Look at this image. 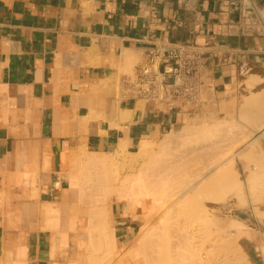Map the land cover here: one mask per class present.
Segmentation results:
<instances>
[{"label": "crops", "instance_id": "obj_1", "mask_svg": "<svg viewBox=\"0 0 264 264\" xmlns=\"http://www.w3.org/2000/svg\"><path fill=\"white\" fill-rule=\"evenodd\" d=\"M263 2L0 0V264L10 252L17 258L21 246L28 264H52L67 231L68 247H78L87 216L70 227L77 208L65 169L71 154L121 146L135 152L186 115L179 100L170 105L123 89L125 70L134 73L138 65L134 58L191 45L201 54L203 88L212 100L233 95L243 65L256 68L263 84ZM19 209L23 235L11 225L20 224ZM126 210L124 202L113 204L118 247L142 226ZM263 244V235L253 243L256 264H264Z\"/></svg>", "mask_w": 264, "mask_h": 264}, {"label": "bare ground", "instance_id": "obj_2", "mask_svg": "<svg viewBox=\"0 0 264 264\" xmlns=\"http://www.w3.org/2000/svg\"><path fill=\"white\" fill-rule=\"evenodd\" d=\"M247 73L249 72L247 71ZM243 74L246 75L245 72ZM248 76L250 75L248 74ZM252 101L253 98L246 99L240 110L247 113ZM226 117L229 122L235 121L233 112L227 114ZM219 121L215 123L206 122L201 126L184 123L166 133V137H163L164 139L157 146L158 148L154 147V139L145 138L141 141L136 155L133 154L135 158L130 163L123 157L129 152L125 146H121L112 153L89 152L87 149L77 152L75 158L83 166L100 169L96 177L99 184L97 186L98 198L106 199L111 193L109 187L116 184L114 190L117 191V201L126 204L127 214L147 217L150 215L148 212L152 211L151 209L155 206L167 207L166 214L160 220V225L143 233L136 245L126 253L125 264L141 257H143L145 264H167L166 255L174 251L177 252L178 264H252L250 256L239 244V239L242 236L251 235V230L245 219L242 217H235L230 221L221 219L215 213H211V210L209 211L202 203L207 198L214 197L226 189H234L242 203L248 201V194H250L254 205L259 200L264 201V152L260 154L256 152L264 133L254 137L248 142V146L240 150L239 153L234 149L228 151L231 148L226 147L228 145L227 140L234 139L238 130L247 131L249 125L247 123L235 125L229 123L224 130L222 129L224 132L220 131V136H223L221 138L222 136L220 137L216 132L222 123L227 122L224 119ZM263 126L264 120L256 123L255 128L260 129ZM209 138L212 141H209ZM181 143L188 147L186 152L182 154L177 152V146ZM193 153H207L209 155L200 164L186 166L187 158H190L189 156ZM108 155L113 157L109 158ZM236 156H247V158L255 160L254 167L247 165L248 174L245 180L240 177V173L236 169ZM145 160L147 161L145 168L150 171L143 173L145 168L142 166L143 169L139 168V170L142 169V172L136 173H140L139 176L134 179L130 178L129 182L123 179L121 181V177L115 170L118 167L116 165L120 164L116 163L123 165L128 163L133 167L137 162L141 163ZM188 166L191 170L185 175L182 172L185 171L184 169L187 170ZM72 185L73 190L79 193L80 199H83L87 192L86 180H81L80 177L75 176ZM111 203L108 204L107 202V204L103 203L101 206H96L92 208L91 212L79 207V209L72 210L70 227L74 229L78 215L81 213L87 216L84 235L78 237V243L83 249L86 248L90 251L87 259L88 264H102L111 249L118 247L116 228L111 222L113 212ZM183 205H191V213L201 219L205 228L208 223L215 224L220 228H217L219 230H217L218 234L216 233L219 236L210 242H214L212 244L215 247L218 242L221 246L225 244L226 248L223 253L217 252L216 254L220 248L214 251L215 247L211 246L207 240L201 242L196 240L205 228L190 227L181 221L177 209ZM253 208L256 214L264 218V207L256 205ZM56 220L58 221L59 218ZM69 233V231L65 232L61 240L62 243L68 244ZM174 233H178L180 238L178 241L173 239ZM232 233L234 237L233 235L230 236ZM97 248L99 252H95ZM262 251L264 253V244ZM12 253L8 254L9 260L6 258L4 264L29 263L26 246L18 248L17 258H10ZM78 254V257L71 258L67 264H78L75 259L80 258L81 251ZM51 256L52 264H63L58 261L56 249L52 250Z\"/></svg>", "mask_w": 264, "mask_h": 264}, {"label": "rangeland", "instance_id": "obj_3", "mask_svg": "<svg viewBox=\"0 0 264 264\" xmlns=\"http://www.w3.org/2000/svg\"><path fill=\"white\" fill-rule=\"evenodd\" d=\"M142 60H143V58H137L136 57L133 59L132 64L133 65L138 64ZM244 68H246V69L244 70ZM247 71L249 73L246 74ZM125 72H127L129 74H133L132 69H127V70H125ZM240 72L241 73L245 72V74L247 76L246 75L244 76V74L243 73L241 74ZM256 72H257V69L251 68L249 65H245L243 67V69L242 68L239 69V73L236 77V89H234L233 95H230L227 98L222 99L221 101L215 100V99L212 100L211 98H209L207 91L203 90L204 102L202 103V105L199 108H196L194 110H188L186 112V115L180 121V123L175 125L171 130L175 129L176 127H178L184 123H189V124L192 123V125L201 126L203 123H206V122L207 123H215V122H218L219 120L224 119V121L227 123H224V124L222 123L221 124L222 126L220 127V129L217 130V132H216V134L217 135L219 134V136H220V133L224 132L223 130L226 128V126L229 125V123L234 124V125L247 123L249 125L248 129H247L248 133H247V131L238 130L236 133V136H238V137L235 136L234 139H232V140L230 139L231 143H230V140H227L228 145L226 147L228 149L231 148L228 151L234 149V151L239 153L240 150H242L248 146L249 141H251L254 137L264 133V126L260 129L255 128L256 123L264 120V89L261 92H257L258 90L261 89V87L264 86V83L258 84V82H260L262 79H261V75L256 74ZM248 74L250 76H248ZM248 98H253V101H252V104L250 105L249 110H247V113H248L247 114L246 112H242L240 109L242 108L243 103ZM234 111H235V114H234ZM231 112H233V115H235V121L229 122L226 120L229 115L227 117H226V115L231 113ZM242 115H244V116H242ZM163 137H166V133L155 138L154 139L155 141L153 140L155 148H158L157 146H159V144L163 141V139H164ZM221 138H223V136ZM213 139H215V138H213ZM217 139H219V138H217ZM215 140H213V141H215ZM234 140H235V142H234ZM209 141H212L211 138H209ZM187 148L188 147L186 145L181 143V144H179V146H177V152L182 154V153L186 152ZM137 151L138 150H136L135 152L126 153L127 155L125 154V156H123L124 159L126 158L127 162L129 161L128 163H130L135 158V157H133V154L137 153ZM256 152H257V154L264 152V134H263V137L260 141V145L256 149ZM76 154L77 153H73L70 155V157L68 158V161H67V164H68L67 168H65L67 170V173H68V179H69L68 185L71 187V189H74V187L72 185L73 177H75V176L80 177L81 180L82 179L86 180L87 192L85 194V197L83 199H80V195L76 191L75 194L77 195V201L70 200L71 205L78 203L77 208L78 207L80 209L83 208V209H86L88 212H91L92 208H95L96 206H101V205H103V203L107 204V202H108V204H110L112 202L111 205H113L115 202H118L117 201L118 200L117 199V191L114 190V187L116 184L115 185L112 184L109 187L111 193H109V195L106 197V199L103 197H101V199L98 198L97 186L99 184L97 183L96 177L99 174L100 169L95 168V167H88L86 165L83 166L81 163H79L76 160V158H75ZM208 155L209 154H207V153H204V154L193 153L191 156H189L190 158H187L186 166L187 165L193 166V164L194 165L200 164L207 158ZM107 157L112 158L113 156L108 155ZM236 158H237L236 164H235L236 169L240 173V177H242L245 180L246 176L248 174L246 167H247V165L254 167L255 166V160L254 159L251 160V159L247 158V156H242V157L236 156ZM143 162H141V163L137 162L133 167L130 166V164H128V163L125 165H123L122 163H116V164H120V165H116V166H118L117 168L119 170L117 168H115V170L118 173V175L121 177L120 178L121 181L123 179L124 181L126 180L129 182L130 178L134 179L140 175V173L142 172V169H143L142 166L144 168L147 167V164H146L147 161L145 160ZM116 166H114V167H116ZM189 166H188L187 170L184 169L185 171L182 172L183 174L184 173H185V175L188 174V172L191 170V168ZM139 168H142V169L139 170ZM138 171L140 173L136 174V173H138ZM147 171H150V170L148 168H145L143 173H146ZM119 172H120V174H119ZM36 183H37V178H33L32 184L34 185ZM67 193H68V189H67ZM30 197H35V196L31 194ZM247 200L248 201H246L245 203H242L241 199L238 197V195L234 189H226L214 197L207 198L204 201V203H202V205H204L209 211L211 210L210 211L211 213H215V215L217 217H219L221 219H225L227 221H230L231 219H234L235 217H242L243 219H245L246 223L249 225V229L251 230V235L242 236L239 239V242H240L239 244L242 248H244V251L250 256L253 264H256L254 251H253V243L257 241L259 236H261V235L264 236V234H263L264 233V218H262L258 214H256L253 207H255L256 205L264 207V201L259 200L258 203L256 205H254L252 202L250 194L247 195ZM166 209H167V207L155 206L154 208L151 209L152 211L148 212V213H150L149 216L143 217L142 215H139L142 219V222H141L142 226L139 230V233L135 237V239L128 245H124L122 247H117V248L111 249V252L107 254V256L105 257V261L102 264H125L124 257L126 255V253L129 252V250L131 248H133L134 245H136V243L139 240V237H141V235L143 233H145L149 229L155 228V227L160 225V220L163 217V215L166 214ZM177 211L179 214L178 216L181 218V221L185 225L190 226V227H201V228H203L205 226L199 217L193 216V214L191 213L192 212L191 205L179 206ZM11 215H12V211H9V216H11ZM17 216H18L17 218H18V221L20 222V224L17 226L15 224H13V221H12L11 225L18 228L21 232V235H23V233H24L23 221L26 219V217H25L22 209H19ZM79 216L84 217V214L80 213L78 215V217ZM78 217H77V219H78ZM77 219H76V221H77ZM111 222L113 224V216L111 218ZM85 225H86V222H85ZM80 226H81V224H80ZM217 228H219V227H217V225L208 223L206 228L203 229L204 232H202L201 235L196 238V240H198L199 242L207 240V242L211 246H214L212 244L214 242H210V241L211 240L213 241L214 238H217V236H219V235H217L218 234L217 230H219L220 228L219 229H217ZM80 229H82V226ZM81 235H84V228H83V232ZM232 235L234 237L233 233L230 236H232ZM233 237H231V238L233 239ZM173 239L175 241H178L180 239L178 233H174ZM67 243L68 244L61 242V245L59 246V252L60 253L58 256V261H61V263H63V264H67V262L70 261L71 258L73 259V258L78 257V255H79L78 253H80V251H81L80 258L75 259V261L78 264H88L87 259H88V256L90 254V251H88L86 248L83 249L79 243L77 244L78 247L69 248L68 247L69 242H67ZM221 244H223V243H221ZM216 247L214 248V251H216L218 248H220L216 251V254H217V252H219L220 254L223 253V251L226 248L225 244H223L221 246L219 244V242L216 245ZM95 252H99L98 248H97V250H95ZM75 254H77V255H75ZM176 254H177V252L174 251V252H171L168 255H166V257L164 256L167 259L166 263L167 264H178L179 261H178ZM224 254H225V252H224ZM128 264H145V261H144L143 257H141V258H139L133 262H130Z\"/></svg>", "mask_w": 264, "mask_h": 264}, {"label": "built area", "instance_id": "obj_4", "mask_svg": "<svg viewBox=\"0 0 264 264\" xmlns=\"http://www.w3.org/2000/svg\"><path fill=\"white\" fill-rule=\"evenodd\" d=\"M260 11L264 28V2ZM201 58L200 52L187 43L156 47L149 50L132 75H125L121 84L127 92L170 105L179 100L187 110H194L204 102Z\"/></svg>", "mask_w": 264, "mask_h": 264}]
</instances>
